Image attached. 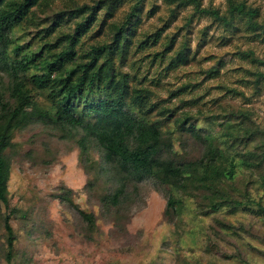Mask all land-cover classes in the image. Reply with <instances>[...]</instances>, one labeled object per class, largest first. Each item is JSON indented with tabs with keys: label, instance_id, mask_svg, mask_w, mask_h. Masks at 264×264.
<instances>
[{
	"label": "rangeland",
	"instance_id": "374dc122",
	"mask_svg": "<svg viewBox=\"0 0 264 264\" xmlns=\"http://www.w3.org/2000/svg\"><path fill=\"white\" fill-rule=\"evenodd\" d=\"M99 1H42L13 27L10 58L15 56V47L24 46L25 55L37 54L36 65L53 62L70 34L74 35L78 9ZM198 1L200 10L215 8L224 14L228 9L229 0ZM234 1L259 9L260 29L250 30L244 18L225 25L193 5L177 6L165 0L137 4L131 0L113 14L102 8L76 42L72 60L58 62L55 70L60 71L54 76L60 74L65 83L74 65L84 61L79 58L82 48L109 43L114 25L119 26L136 6L138 17L133 19L130 40L124 54L119 49L114 52L112 72L148 92L157 108L153 120L162 122L164 132L170 128L165 136L171 134L173 150L183 160L197 156L195 146L172 135V128L187 116L197 118L196 127L210 134L221 150L234 155L243 148L234 140L242 125L225 118L230 110L248 111L249 124L264 131V78L259 91L254 84L255 72L264 74V0ZM212 67L217 69L209 73ZM10 73V67L0 62V101L9 99ZM34 74L32 69L29 76ZM70 79L76 80L74 74ZM60 88L54 82L48 91H36L40 106L47 108L45 98H56ZM84 98L83 93L76 97L77 112ZM161 115L168 117L161 120ZM6 156L10 160L9 208L0 205V264H264V216L255 204L208 210L206 205L213 206L214 201L195 191L180 196L184 205L170 219L165 216L163 187L153 179L128 184V194L112 204L106 200L109 188L101 179L85 190L89 176L80 163L77 133L59 128H26L13 137ZM89 157L92 180L100 160L92 150ZM260 183L257 174L240 168L231 189L234 195L243 192L264 207ZM61 189L72 191L77 211L57 198ZM11 210H16L10 225L17 241L7 262L3 216ZM78 211L93 216L94 223L81 219Z\"/></svg>",
	"mask_w": 264,
	"mask_h": 264
},
{
	"label": "trees",
	"instance_id": "16d2710c",
	"mask_svg": "<svg viewBox=\"0 0 264 264\" xmlns=\"http://www.w3.org/2000/svg\"><path fill=\"white\" fill-rule=\"evenodd\" d=\"M44 0H0V62L10 67V86L8 101H0L2 115L0 117V205L9 208L8 170L10 160L6 151L16 134L22 133L33 125L59 128L64 133H77V145L80 151V163L84 174L89 176L85 190H91L99 179L109 192L106 200L112 204L127 195V185L153 179L163 187L166 198L165 216L172 219L180 213L184 205L182 196H191L192 192L204 193V199H212L213 206L208 210H216L224 206L230 210L245 203L255 204L264 216V207L254 202L243 192L233 194L231 189L240 168L252 171L261 180L264 189V131L250 125L252 118L248 111L230 110L225 118L238 121L242 130L235 136V141L243 146L240 152L231 155L213 143V137L196 127L197 118L191 116L179 118L173 126L172 135L178 134L192 142L196 155L184 159L173 150V142L169 136L170 128L162 122L153 120L152 113L157 109L150 103L148 92L130 85L127 77L117 78L112 72V56L118 49L124 54L125 46L130 40L133 19L138 17L136 6H133L125 20L114 25V32L109 43L99 46L91 45L82 48L83 62H77L67 74L66 82L60 80V74L54 76L58 62L62 59L70 61L75 53V44L81 35L88 32L90 23L96 19L102 8L111 10L112 14L125 2L131 0H101L94 6L79 8L80 16L74 35L70 34L68 42L53 62H45L44 66L35 63L37 54H24L25 47H15V56L10 58V33L15 25L21 23L27 12L41 4ZM142 0H137L140 3ZM177 6H195L215 20L228 25L236 19L244 18L252 31L260 29L257 19L259 9L248 6L244 1H228V9L220 14L218 9L199 8L198 0H165ZM87 13V14H86ZM151 38L147 37V42ZM68 57V58H67ZM70 57V58H69ZM78 60V59H77ZM35 69L37 74L29 76ZM217 68L212 67L209 73ZM74 74L76 80L70 79ZM264 74L255 72L254 84L260 90V82ZM60 83L62 89L55 97L45 98L48 107H41L36 91H48L51 83ZM84 94L80 111L75 108V100ZM100 94L99 99L92 96ZM91 97V98H89ZM168 116L161 115V120ZM209 119V118H206ZM253 127V129H251ZM232 134H229L231 136ZM259 135V136H258ZM258 136V137H255ZM233 137V136H232ZM99 157L98 170L89 171V151ZM99 178V179H98ZM57 198L77 211V205L71 199L72 191L61 189ZM239 195V196H238ZM16 210L3 216L6 233V261L12 259V251L16 244V236L10 225V217ZM81 219L94 223L93 216L82 211L77 212Z\"/></svg>",
	"mask_w": 264,
	"mask_h": 264
}]
</instances>
